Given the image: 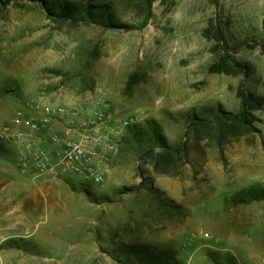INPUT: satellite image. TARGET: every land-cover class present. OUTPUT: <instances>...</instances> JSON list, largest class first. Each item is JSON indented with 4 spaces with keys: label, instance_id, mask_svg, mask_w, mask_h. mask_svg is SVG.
<instances>
[{
    "label": "rangeland",
    "instance_id": "1",
    "mask_svg": "<svg viewBox=\"0 0 264 264\" xmlns=\"http://www.w3.org/2000/svg\"><path fill=\"white\" fill-rule=\"evenodd\" d=\"M60 1L133 27L0 5V133L39 98L133 121L99 185L24 176L0 140V264H264V199H241L264 189V103L223 143L217 122L201 140L188 127L239 112L241 92L264 98V0ZM222 59L229 73L213 71ZM158 136L188 145L174 175L139 158Z\"/></svg>",
    "mask_w": 264,
    "mask_h": 264
},
{
    "label": "built area",
    "instance_id": "2",
    "mask_svg": "<svg viewBox=\"0 0 264 264\" xmlns=\"http://www.w3.org/2000/svg\"><path fill=\"white\" fill-rule=\"evenodd\" d=\"M132 121L117 125L99 107L39 98L16 111L0 140L14 147L24 176L53 179L73 172L99 185L106 179L102 162L117 151L123 127Z\"/></svg>",
    "mask_w": 264,
    "mask_h": 264
},
{
    "label": "trees",
    "instance_id": "3",
    "mask_svg": "<svg viewBox=\"0 0 264 264\" xmlns=\"http://www.w3.org/2000/svg\"><path fill=\"white\" fill-rule=\"evenodd\" d=\"M12 1L20 0H0V5H7ZM30 1H39L44 5L48 14L54 16L56 20L59 21H69L78 22L81 19H92L93 21L100 23L105 27H115V28H132L133 26L123 24L113 20L112 18H107L104 20V16L101 14L95 16L91 8H87L86 12L83 14L81 10H78L75 6L71 5L69 2L65 1L62 3L60 0H30ZM153 0H149V5L152 4ZM264 27V19H263ZM227 64L224 59L221 63L216 64L213 71L218 72H228ZM139 79L136 74H133L130 77L129 85L137 83ZM241 109L239 112H227L221 110L213 120L208 118L195 117L190 123L189 126L192 128L194 135L197 139L201 140L202 132L211 133L212 126L215 122L219 123V136L217 137L218 143H223L225 137L228 134H236L237 130L240 127L247 126L251 123V109L258 108L263 105L264 98L258 97L252 93L241 92ZM158 145L159 149H156L154 145H151L143 149L139 158L144 160L146 163H150L153 167V170L158 174H170L174 175L177 173L180 163L183 160L189 161V149L186 143H182L178 146H173L168 144L166 139L162 136H158ZM244 200H262L264 199V189L249 191L246 196L241 197ZM158 258V257H157Z\"/></svg>",
    "mask_w": 264,
    "mask_h": 264
},
{
    "label": "crops",
    "instance_id": "4",
    "mask_svg": "<svg viewBox=\"0 0 264 264\" xmlns=\"http://www.w3.org/2000/svg\"><path fill=\"white\" fill-rule=\"evenodd\" d=\"M4 173H6L7 174V172H6V170H2ZM44 187H46V186H44ZM43 187V188H44ZM44 189H46V188H44ZM24 217V216H23ZM20 222V221H19ZM9 222L7 223V225L6 226H2V227H0L1 229H7V228H9ZM1 226V225H0ZM25 229V226H24V224H20L19 226H17V228H13V232L14 233H16V234H14V235H12V236H19V237H25L26 235H25V233L23 232V230ZM11 236V237H12ZM3 238H5V237H3Z\"/></svg>",
    "mask_w": 264,
    "mask_h": 264
}]
</instances>
